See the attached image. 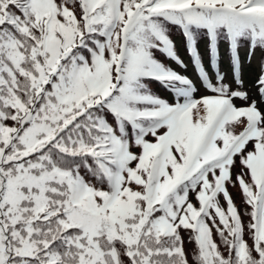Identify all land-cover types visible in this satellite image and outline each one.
Here are the masks:
<instances>
[{
  "label": "snow or ice",
  "instance_id": "snow-or-ice-1",
  "mask_svg": "<svg viewBox=\"0 0 264 264\" xmlns=\"http://www.w3.org/2000/svg\"><path fill=\"white\" fill-rule=\"evenodd\" d=\"M0 264H264V0H0Z\"/></svg>",
  "mask_w": 264,
  "mask_h": 264
},
{
  "label": "trees",
  "instance_id": "trees-1",
  "mask_svg": "<svg viewBox=\"0 0 264 264\" xmlns=\"http://www.w3.org/2000/svg\"><path fill=\"white\" fill-rule=\"evenodd\" d=\"M176 40L179 43L180 37L177 36L176 37ZM244 51H245L244 49L241 50V54L242 55H243V52ZM251 65L250 66H246L245 67V70H244L246 82L247 81H250L251 82L255 78V76L257 75V73H258V67L254 68ZM236 202L239 203V196L238 195L236 196Z\"/></svg>",
  "mask_w": 264,
  "mask_h": 264
},
{
  "label": "rangeland",
  "instance_id": "rangeland-1",
  "mask_svg": "<svg viewBox=\"0 0 264 264\" xmlns=\"http://www.w3.org/2000/svg\"><path fill=\"white\" fill-rule=\"evenodd\" d=\"M259 56V52L257 53V57ZM252 67H254V68H256V67H258V65H257V62H256V59L254 58L253 59V62H252V65H251ZM246 83H248V84H250L251 82L250 81H247Z\"/></svg>",
  "mask_w": 264,
  "mask_h": 264
}]
</instances>
